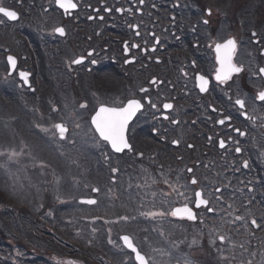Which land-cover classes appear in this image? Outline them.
<instances>
[{
	"label": "flooded vegetation",
	"instance_id": "1",
	"mask_svg": "<svg viewBox=\"0 0 264 264\" xmlns=\"http://www.w3.org/2000/svg\"><path fill=\"white\" fill-rule=\"evenodd\" d=\"M74 2L77 8L68 15L55 0H0L4 9L19 13L17 21L0 15V53H5L0 55V89L7 91L10 112L14 104H31L37 111L41 123L25 132L29 141L31 135L39 142L41 136L47 138L40 127L55 118L53 150L61 154L62 142L70 138L65 150L88 155L78 161L76 153L70 178L74 197L69 200L75 201L72 209L78 215L87 217L88 240L64 247L51 239L62 230L46 226L44 204L39 205L40 224L31 226L30 180L48 190L47 185L60 188L61 177L56 182L14 173L11 180L18 184L12 183L10 190L18 191L6 199L28 198L22 211L18 205L19 210L8 208V213H17L14 226L0 224V264H78L73 255L80 248L83 253L82 243L89 247L87 264H136L122 237L130 239L147 264L173 262L170 245L185 246L189 238L180 237L191 232L216 233L224 254L234 244L240 249L239 256H220L214 264H264V102L254 100L264 90V76L259 75L264 67V0ZM118 7L131 12L118 13ZM55 27H63L65 35L55 34ZM229 37L237 41L234 62L243 71L219 85L213 48ZM8 55L16 59L9 76ZM79 57H84L82 64L71 63ZM21 72L30 73L29 85L19 78ZM197 74L209 79L208 92H199ZM131 98L141 100L144 108L128 127L129 149L124 147L120 114L100 105ZM237 98L246 100L244 109L235 105ZM164 103L173 108L164 110ZM99 111V126L113 134L112 142L122 151H113L97 134L92 119ZM228 116L225 124L217 123ZM28 140L9 146L8 163L26 167L35 161L26 158ZM44 162L33 165L43 164L52 174L53 164ZM59 208L49 207L54 216L60 215ZM177 209L192 212L193 219L178 217Z\"/></svg>",
	"mask_w": 264,
	"mask_h": 264
},
{
	"label": "rangeland",
	"instance_id": "2",
	"mask_svg": "<svg viewBox=\"0 0 264 264\" xmlns=\"http://www.w3.org/2000/svg\"><path fill=\"white\" fill-rule=\"evenodd\" d=\"M7 97H8L7 91L5 89H0V100H1V98L6 99ZM17 112L18 113H15V115L17 116V119H18L16 121L17 132H19L20 135L25 136L26 131L24 129L23 122L26 120L24 118V116L26 115V113L28 111L20 108ZM57 122L58 121H56L55 118L54 119H46L45 122H43V126L44 125L45 126L44 127L41 126L40 131L46 132V137H47V138H45V137L41 136V140L43 143H47V140H50V142H52L54 144V136L51 134L50 131L53 130V125ZM1 133H2V131L0 128V136H1ZM7 138L8 137H4V140H7ZM0 139H3V137H0ZM68 139H70V138H68ZM68 139L65 140L64 142H62V144H63L62 151L70 152L72 159L69 161V164L71 165V169H70V172L63 170V166L61 165V163H63V162H61L62 158L60 161H56L57 166H58V169H57L58 175L55 171H53V173L50 176V178L56 182H57L58 176L61 177V180L63 183L70 182V178H72L74 176V172L76 171V170H74L73 162L76 159L77 154H78V161H80L83 158V154L81 151L72 153L71 151L65 150L66 147H69ZM17 140H18V138H17ZM57 141L59 143L58 139H57ZM47 145L51 146L50 143H47ZM32 149L34 151H38V150L43 151L42 147H39L38 145L34 146L33 144H32ZM61 154H63V152H61ZM84 155L88 157L87 154H84ZM38 173L41 174V171ZM35 174L36 173H34L31 176V178H37V177H35ZM6 180L9 183L11 181V179L8 177ZM1 182H2V178H1V173H0V183ZM36 183H34L33 180L31 179L30 184L27 185V190H28L27 194L31 195V193H33L35 196V199L32 196H30V204L34 207H38L40 204H43V202L47 198H50V197L54 198L55 197V196H52L50 188H49V193L45 197H40L38 192L41 189L42 185H38ZM67 191H68V194L66 196H63V192H66V188L62 189V196L58 198V200L60 202L61 201L65 202L67 200H70L72 197H74V194L71 193L70 188H67ZM27 198H20L18 202H16L17 199H15V198H8L6 200L4 199V200L0 201V222H3V223L8 222V224L10 226L12 224H15L16 219L14 217L17 216V213L12 215V214L8 213L7 210L9 207L12 206L15 210L20 209L22 211L23 205H24V203H26ZM33 201H36V202H33ZM71 203H73V202H71ZM71 203H68V204L63 203V207H66L67 211L65 213H63L62 215H59L60 218L58 216L52 215L50 209H48L47 215H46V217H44L46 219V226L48 228H50L53 225L59 226L60 229L62 230L60 233L63 235V237L65 239H72V236L74 235V233H73L74 229L77 226L76 224L73 226L72 220L74 219L76 221V218L81 217L72 209ZM16 205L19 206V209L15 207ZM11 221H13L12 224H11ZM66 222L68 225L66 224ZM12 226H14V225H12ZM71 232H72V235H71ZM190 237H188V236L180 237V239H182V240H187L189 238V242L185 246H183V245L178 246L177 243L173 245L172 251L174 254V263L169 262L168 260L165 259L160 264H213V263H215L216 259L220 256L225 255V256L233 258L234 252L239 253V251L237 250L238 246H235V244H234L233 248L227 249L228 253L224 254V249L221 248L220 245L218 244V242L216 241V233H214V234L191 233ZM244 237L247 239L246 234H244ZM236 256H239V255H236ZM236 256H234V257H236Z\"/></svg>",
	"mask_w": 264,
	"mask_h": 264
},
{
	"label": "snow or ice",
	"instance_id": "3",
	"mask_svg": "<svg viewBox=\"0 0 264 264\" xmlns=\"http://www.w3.org/2000/svg\"><path fill=\"white\" fill-rule=\"evenodd\" d=\"M144 3V0H140V4L142 5ZM56 6L63 10L65 14L70 15L73 10L77 8V4L74 2V0H55ZM104 11L108 12L111 11L109 8H104ZM116 12L122 13L124 11H129L131 12V9H124V8H116ZM207 15H211V9L206 10ZM0 15H2L4 18H6L8 21H17L19 19V13L16 12L15 10L12 9H4L3 6H0ZM89 19H92L91 16L88 17ZM100 19H103V17H100ZM209 21L207 19L203 20V24L207 25ZM129 27L131 28H136L137 25H132L130 24ZM53 32L55 34H58L59 36H64L65 35V29L63 27H55L53 29ZM139 35V33H137ZM257 34L255 31L252 32V36L255 37ZM179 39V37H177ZM159 38H157L156 43L159 44ZM258 41H253V43H257ZM131 48H138L139 45L132 44L130 45ZM211 47V45H210ZM237 41L235 38L229 37L222 39V42H216L213 48V51L215 53V73H214V79L219 85H226L228 84L229 81L233 79L234 75H237L243 71V66L238 65L236 62H234V57L236 56L237 53ZM129 51V45L125 43L124 47V53L127 55ZM153 51H155V48H153ZM89 56H92L93 53L90 51L88 53ZM261 55H264V50L261 51ZM9 61V74H11L15 68H16V59L15 57L9 56L8 58ZM84 62V57H79L71 61L72 64L78 65L82 64ZM132 61L130 60H125V63H131ZM93 64H95V60L92 61ZM185 75H187L185 73ZM259 75L264 76V67L259 68ZM29 76L30 73H24L21 72L19 73V78L21 81H23L24 85H29ZM196 80V87L199 89L200 93H206L209 90V79L206 78L204 75L197 74L195 77ZM152 83H156L155 78L153 79ZM141 92H146L147 89L141 88ZM249 100L252 99L251 97L248 98ZM255 101H260L264 102V90L258 91L254 97ZM147 103L150 104V106L153 109L157 108V105L153 103L150 99L147 100ZM235 105L238 106L240 109H244L246 105V100L237 98L235 100ZM86 107V103L83 105ZM102 108H109L115 112H118L120 114V124L124 128V137H123V143L124 147L126 148H131V145L127 144V130L130 125V123L133 121V119L137 116L138 113L141 112V110L144 108V104L141 102V100L131 98L128 99L125 103L121 104H112V105H107V104H102L100 105ZM173 105L171 103H164L163 104V109L164 110H169L172 109ZM215 111V109H212ZM242 116L247 117V114L245 112L240 113ZM164 120H168L169 117L167 115L163 116ZM231 117H225L224 119H220L217 121L218 124H225L226 120H230ZM172 123H178L175 120L171 121ZM155 131V129L153 130ZM235 131L238 133L239 136L243 137L245 136V132L241 131L240 129H235ZM178 143V141H173V144ZM112 147L115 151H122V148H119L116 146L115 143L112 144ZM191 147V146H189ZM219 147L224 148L225 147V142L224 140L219 141ZM242 150L240 148H236V152L240 153ZM244 166L247 167V161L244 162ZM191 171V169H189ZM195 182V181H193Z\"/></svg>",
	"mask_w": 264,
	"mask_h": 264
},
{
	"label": "trees",
	"instance_id": "4",
	"mask_svg": "<svg viewBox=\"0 0 264 264\" xmlns=\"http://www.w3.org/2000/svg\"><path fill=\"white\" fill-rule=\"evenodd\" d=\"M2 57H0L1 59ZM6 79H9L6 78ZM0 80H1V75H0ZM8 103H9V98L7 97L5 98H1L0 100V128H1V136L3 137V139H0V173H1V177H8L10 175L11 172H14L15 175H19V176H27V175H33L35 174V177L37 178H41V179H46L48 177L51 176L50 173V169L47 167H44V165H40V166H35L33 165L34 162L37 161H45V165L46 166H51L50 163L53 164V169L52 171L56 172V165H54V163L56 161H60L61 158V165L63 166V170L70 172L71 169V165L69 164V161L72 159L71 158V154L70 152H66L63 151V154H59L57 153L55 150H53L52 146H48L47 143L51 142L50 140H47V143H43L41 141V143H39L38 139L35 138L34 136L31 135V140H28V135H20L19 132H17V126H16V121L17 116L15 115V113H18L17 111L21 108V109H25L28 112L26 113V115L24 116V118L26 119L23 122L24 125V129L25 131H31L33 128H38L39 124L41 122H39V118L37 115V111L33 108V105H29V104H14L13 106H15L12 111L10 112L8 109ZM17 107V109H16ZM20 107V108H19ZM16 128V129H15ZM33 129V130H34ZM4 137H8L7 140H4ZM18 138V140H17ZM10 139H12L13 141H10ZM23 139H26L29 141V143L27 144L29 146L28 151L29 156H27L26 158L29 160H35L34 162H31V165L26 166V167H18V166H13L11 163L9 162V150L10 149H6L3 150L5 148H9L10 145H15L17 146L18 143H22ZM34 139V140H32ZM19 140H21L19 142ZM32 141V144L35 145H42L41 147L43 148V151H34L32 149V146H30V143ZM31 148V149H30ZM27 152V151H25ZM23 155V154H22ZM75 161V160H74ZM74 163V162H73ZM41 171V174L38 173ZM31 175V176H32ZM62 188H59L58 185L54 184V185H47L50 189H51V193L52 196H55L56 198H59L62 196V189L66 188V192H63V196H66L68 194L67 188L71 189V193L74 194V190H73V185L71 184V182L68 183H61L60 184ZM51 203V202H50ZM50 206V205H49ZM1 225H5L6 223L0 222ZM64 233V232H63ZM72 235V233H71ZM72 239H65L63 237V241H71Z\"/></svg>",
	"mask_w": 264,
	"mask_h": 264
},
{
	"label": "water",
	"instance_id": "5",
	"mask_svg": "<svg viewBox=\"0 0 264 264\" xmlns=\"http://www.w3.org/2000/svg\"><path fill=\"white\" fill-rule=\"evenodd\" d=\"M9 63V61H8ZM100 111L97 113V115H95V117L92 119V124L94 126V128L96 129L97 133L99 134V136L110 143V146L113 149L112 147V135H111V132L110 131H106V130H103L99 124H98V116L100 115ZM114 116H117L118 113H112ZM57 129H58V132H60V126H57ZM115 151V150H114ZM175 212L177 213L178 217H187L189 219H193V215L192 214H189V213H185L184 214V210L183 209H177L175 210ZM124 245L129 249L131 250L134 254H135V260L137 261V264H146L145 261H144V258L140 255L137 254L136 252V249L133 247V245L130 243L129 239L126 238L124 239Z\"/></svg>",
	"mask_w": 264,
	"mask_h": 264
}]
</instances>
